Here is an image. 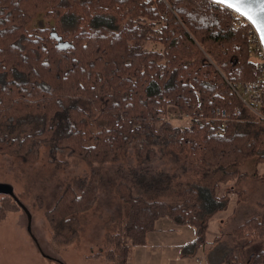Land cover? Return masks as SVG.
I'll list each match as a JSON object with an SVG mask.
<instances>
[{"label": "trees", "instance_id": "16d2710c", "mask_svg": "<svg viewBox=\"0 0 264 264\" xmlns=\"http://www.w3.org/2000/svg\"><path fill=\"white\" fill-rule=\"evenodd\" d=\"M51 31L70 48L58 50ZM251 34L244 19L208 0H0V154L31 159L47 146L52 158L65 152L92 166L117 161L131 145L146 164L168 156L196 180L179 192L183 203L121 196L128 216L112 238L126 248L128 241L142 245L154 223L168 218L196 230L180 252L193 257L228 197L244 199L236 186L219 193L225 176H239L249 163V175L258 177L256 167L264 166V121L245 111L231 88L252 79ZM235 107L241 117L212 115ZM28 118L38 130L21 136L14 127ZM95 184L92 177L80 194L65 188L49 220L88 210ZM233 237L251 246L264 237V219H248ZM226 257L224 264L235 259ZM249 264H264V249Z\"/></svg>", "mask_w": 264, "mask_h": 264}, {"label": "rangeland", "instance_id": "374dc122", "mask_svg": "<svg viewBox=\"0 0 264 264\" xmlns=\"http://www.w3.org/2000/svg\"><path fill=\"white\" fill-rule=\"evenodd\" d=\"M41 20L42 17L35 19L31 28L37 27ZM31 119H22L14 127L18 126L21 136L38 130ZM48 149L40 147L37 157L31 159H24L18 153L0 154V185L13 188L31 217L28 224L24 211L14 202L11 209L6 196L0 195V264H118L121 253H125L124 264H217L214 254L219 248L212 244L220 233L225 236L218 242L225 243L231 250L228 253L235 258L231 264H249L250 256L264 249V237L249 247L242 246L245 241L233 237L235 228L248 219H264V180L259 178L264 174L262 164L256 167L258 177L249 175L253 170L249 163L239 176H225L219 193L236 186L237 191H244V199L238 202L236 193L230 195L228 207L208 224L204 247L193 257L182 258L181 248L194 242L196 230L189 226L176 227L168 218L154 223L142 245L133 247L128 241L126 248L112 238L123 232L128 216L129 203L122 201L121 196L142 198L146 203L162 202L171 207L183 203L179 192L196 180L182 173L173 159L155 157L146 164L140 158V149L131 145L117 161L92 166L82 158L68 157L65 152L52 158ZM154 175L161 180L156 182ZM92 177L97 189L88 210L68 217L70 220L56 217L57 223H52L49 214L64 189L70 187L80 194ZM120 184L125 188H119ZM37 245L49 259L39 253Z\"/></svg>", "mask_w": 264, "mask_h": 264}, {"label": "built area", "instance_id": "2783aa9c", "mask_svg": "<svg viewBox=\"0 0 264 264\" xmlns=\"http://www.w3.org/2000/svg\"><path fill=\"white\" fill-rule=\"evenodd\" d=\"M232 28H235V24H232ZM251 40L254 47L252 79L245 83L231 85V88L245 111L264 121V50L253 27ZM212 115L216 119L226 122L230 119L241 117L242 110L239 107H235L231 111L214 109L212 110Z\"/></svg>", "mask_w": 264, "mask_h": 264}, {"label": "water", "instance_id": "95a60500", "mask_svg": "<svg viewBox=\"0 0 264 264\" xmlns=\"http://www.w3.org/2000/svg\"><path fill=\"white\" fill-rule=\"evenodd\" d=\"M208 1L215 3L214 0H208ZM215 4H217V3H215ZM218 5H221V6L225 7V8H227V9H229L224 4H218ZM229 10H231L232 12L237 14L239 17L244 19L246 22H248L253 27V29L255 30V32L258 35V38H259V40L261 42V45L263 47V50H264V16L261 17V25L259 26L260 30L258 31V25L253 24L247 18L242 17L241 15H239L235 9H229ZM50 37L56 42V48L58 50L65 51L68 48H70V46H71L69 42L62 40V38L54 31H51ZM0 195H4V196H7V197L11 198L24 211V213L27 215V218H28V224L30 223V220H31L30 214L28 213L26 208L20 203L18 198L15 196L13 188L11 186H9V185H0ZM28 232L30 233L29 226H28ZM37 249H38L39 253L43 257L49 259L47 256H45L41 252L40 247L38 245H37Z\"/></svg>", "mask_w": 264, "mask_h": 264}, {"label": "snow or ice", "instance_id": "6c2138e0", "mask_svg": "<svg viewBox=\"0 0 264 264\" xmlns=\"http://www.w3.org/2000/svg\"><path fill=\"white\" fill-rule=\"evenodd\" d=\"M214 2L235 9L239 15L258 25V31L260 30L261 17L264 16V0H214Z\"/></svg>", "mask_w": 264, "mask_h": 264}, {"label": "crops", "instance_id": "0c3cea01", "mask_svg": "<svg viewBox=\"0 0 264 264\" xmlns=\"http://www.w3.org/2000/svg\"><path fill=\"white\" fill-rule=\"evenodd\" d=\"M222 214V212H219V213H217V214H215L213 217H212V219L209 221V223L210 222H212L215 218H217V217H219V215H221ZM225 236V234L224 233H220V235H217L216 237H215V239L213 240V242L215 241V240H217L216 242H214V244H212V246L214 245V246H218V251L214 254V259H216V261H217V264H224V261H225V259H226V256L229 254L228 252L229 251H231V250H228V248H226V245H225V243H220V242H218V239H222L223 237ZM221 241V240H220ZM222 242V241H221ZM218 244V245H217ZM212 246H211V248H212ZM226 250H228L227 252H226ZM231 253V252H230ZM182 257V256H181ZM182 258H184V257H182ZM187 258V257H186ZM213 264H215V263H213Z\"/></svg>", "mask_w": 264, "mask_h": 264}]
</instances>
